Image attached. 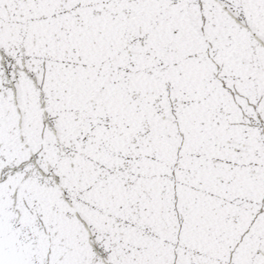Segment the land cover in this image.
<instances>
[{
    "label": "snow or ice",
    "instance_id": "snow-or-ice-1",
    "mask_svg": "<svg viewBox=\"0 0 264 264\" xmlns=\"http://www.w3.org/2000/svg\"><path fill=\"white\" fill-rule=\"evenodd\" d=\"M0 264H264V0H0Z\"/></svg>",
    "mask_w": 264,
    "mask_h": 264
}]
</instances>
